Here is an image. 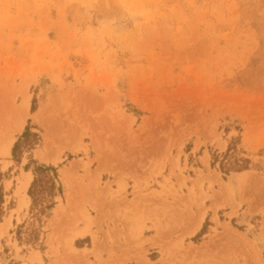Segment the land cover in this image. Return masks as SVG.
<instances>
[{"label": "rangeland", "instance_id": "obj_1", "mask_svg": "<svg viewBox=\"0 0 264 264\" xmlns=\"http://www.w3.org/2000/svg\"><path fill=\"white\" fill-rule=\"evenodd\" d=\"M8 139L0 264H264V0H0Z\"/></svg>", "mask_w": 264, "mask_h": 264}, {"label": "trees", "instance_id": "obj_2", "mask_svg": "<svg viewBox=\"0 0 264 264\" xmlns=\"http://www.w3.org/2000/svg\"><path fill=\"white\" fill-rule=\"evenodd\" d=\"M33 111V108H32ZM22 139L24 143V148L27 151H30L34 149V147L38 144L39 138L36 134H33L29 132L28 129L25 130V132L22 135ZM19 142H17L14 145V148L12 150V154L15 157L16 149L19 146ZM232 153H234V150L232 151L231 148H228L226 154L223 156L224 162L220 163L221 170L225 173L230 172H241L249 169L250 162L245 159H237L236 157L232 156ZM232 158L234 159L233 162H231ZM25 169L28 171L29 166H26ZM34 180L30 186V189L28 191V194L32 201L34 202L35 197L33 195V190L35 186H38V184H42V189L47 193V196L49 198H53L55 195V182L57 179V173L56 169L52 167H44V166H38L35 169H32Z\"/></svg>", "mask_w": 264, "mask_h": 264}, {"label": "bare ground", "instance_id": "obj_3", "mask_svg": "<svg viewBox=\"0 0 264 264\" xmlns=\"http://www.w3.org/2000/svg\"><path fill=\"white\" fill-rule=\"evenodd\" d=\"M29 107H30V99L29 98H23V100L21 101V104H19V107H18V111H17V114H16V118H17V130H21L22 128H23V126H24V123H25V118L24 117H26L27 115H28V110H29ZM37 116V115H36ZM37 119H39L40 117H39V115L36 117ZM14 144V139H8V140H4L1 144H0V156L1 157H3V158H5V157H9L10 156V151H11V148H12V145ZM46 145V143L44 144V146L42 147V149H40L39 151H38V155H39V157H40V159H41V161L42 162H44V163H52V164H56V162L57 161H59L60 159H58L59 158V156L56 158V157H52V156H50L49 154H48V149L46 150V148H47V145ZM59 152H61V151H59ZM60 155V154H59ZM101 165V164H100ZM72 167H73V164H72ZM99 167V166H98ZM75 168V167H74ZM74 168H72V169H74ZM70 169V168H69ZM98 169V168H97ZM31 181H32V174L31 173H27L25 176H24V180H23V183H22V185L19 187V189H18V192L19 193H23L24 195V197H27L26 196V194H25V192H26V190H27V188H28V186L30 185V183H31ZM262 185H263V192H264V183H262ZM224 187H226L227 189H229L230 190V185H228V184H226V186H224ZM227 193V192H226ZM225 194V193H224ZM229 194V193H228ZM226 195V194H225ZM241 195H244V194H241ZM261 197H263V196H261ZM250 200V199H249ZM249 200H248V202H249ZM25 203H27V200H23L22 202H21V205H25ZM252 203V202H251ZM218 205V204H217ZM259 205V204H258ZM219 206V205H218ZM212 208V210H215L216 209V204H213L212 206H211ZM254 207H257L256 205L254 206L253 204H250L249 205V208H250V210L251 211H254ZM204 214V213H203ZM201 215H199V217H200ZM198 217V218H199ZM88 219V218H87ZM202 220H203V218L202 217H200L199 219H198V223H197V226H199L200 225V223L202 222ZM216 220V219H215ZM197 226H196V228H197ZM138 228V227H137ZM85 232V231H84ZM85 233H81L79 236L80 237H83V236H85L84 235ZM233 234V233H232ZM253 259H255V258H253ZM33 260H37L36 258H32V261ZM252 260V259H251ZM250 260V261H251ZM253 261V260H252Z\"/></svg>", "mask_w": 264, "mask_h": 264}, {"label": "crops", "instance_id": "obj_4", "mask_svg": "<svg viewBox=\"0 0 264 264\" xmlns=\"http://www.w3.org/2000/svg\"><path fill=\"white\" fill-rule=\"evenodd\" d=\"M200 224H201V223H200ZM83 237H84V236H83ZM79 238H82V237H79ZM36 255H37V254H36ZM32 258H36V257H35V256H33ZM32 258H31V259H32ZM36 259H37V258H36Z\"/></svg>", "mask_w": 264, "mask_h": 264}]
</instances>
